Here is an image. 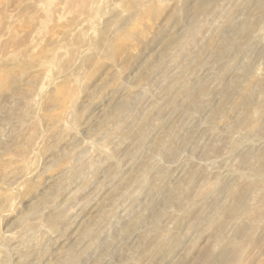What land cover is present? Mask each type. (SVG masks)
<instances>
[{
	"label": "rangeland",
	"instance_id": "374dc122",
	"mask_svg": "<svg viewBox=\"0 0 264 264\" xmlns=\"http://www.w3.org/2000/svg\"><path fill=\"white\" fill-rule=\"evenodd\" d=\"M0 264H264V0H0Z\"/></svg>",
	"mask_w": 264,
	"mask_h": 264
}]
</instances>
